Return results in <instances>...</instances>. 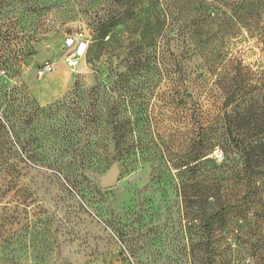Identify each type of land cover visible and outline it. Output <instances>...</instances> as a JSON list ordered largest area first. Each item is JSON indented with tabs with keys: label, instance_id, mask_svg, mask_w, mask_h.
<instances>
[{
	"label": "rangeland",
	"instance_id": "374dc122",
	"mask_svg": "<svg viewBox=\"0 0 264 264\" xmlns=\"http://www.w3.org/2000/svg\"><path fill=\"white\" fill-rule=\"evenodd\" d=\"M0 264H264V0H0Z\"/></svg>",
	"mask_w": 264,
	"mask_h": 264
},
{
	"label": "crops",
	"instance_id": "0c3cea01",
	"mask_svg": "<svg viewBox=\"0 0 264 264\" xmlns=\"http://www.w3.org/2000/svg\"><path fill=\"white\" fill-rule=\"evenodd\" d=\"M73 84V76L64 68L43 76L40 84V99L43 105H48L62 98Z\"/></svg>",
	"mask_w": 264,
	"mask_h": 264
},
{
	"label": "built area",
	"instance_id": "2783aa9c",
	"mask_svg": "<svg viewBox=\"0 0 264 264\" xmlns=\"http://www.w3.org/2000/svg\"><path fill=\"white\" fill-rule=\"evenodd\" d=\"M83 41H76V39L72 36H69L65 40V46L72 48V51L64 58V61L67 63V65L74 69L78 66L80 63V59L85 56L87 48L84 49V51H81V47L83 46ZM58 62L53 60H47L46 63H44L39 69H38V75L44 76L47 75V73H51L56 71L58 67Z\"/></svg>",
	"mask_w": 264,
	"mask_h": 264
},
{
	"label": "trees",
	"instance_id": "16d2710c",
	"mask_svg": "<svg viewBox=\"0 0 264 264\" xmlns=\"http://www.w3.org/2000/svg\"><path fill=\"white\" fill-rule=\"evenodd\" d=\"M160 20V19H159ZM107 33H108V29H104L102 34L103 36L101 38H106L107 36ZM172 49H167V52H171ZM139 63V61H136L135 64ZM178 65V64H177ZM226 103H229V104H235L236 100L238 99L239 95L241 94V91H242V87H237L235 85V77L234 79L227 84L226 86ZM238 106V104H237ZM246 123L242 124V121L240 120H236L235 123H234V128H238L240 130H244L243 127H245ZM241 132V131H240ZM239 132V133H240ZM242 134H244V132H241ZM246 135V134H245ZM246 138V137H245ZM246 140V139H245ZM244 140V141H245ZM201 151H198L197 154L195 155L196 159L195 160H198L200 158V155H201ZM207 194H205V196H207ZM203 196V195H202Z\"/></svg>",
	"mask_w": 264,
	"mask_h": 264
},
{
	"label": "water",
	"instance_id": "95a60500",
	"mask_svg": "<svg viewBox=\"0 0 264 264\" xmlns=\"http://www.w3.org/2000/svg\"><path fill=\"white\" fill-rule=\"evenodd\" d=\"M110 169L111 170H109L101 178V181H100V185L104 189L113 188V186L116 185V182H117V179H118V176H119L120 169H119V166H118V162H114Z\"/></svg>",
	"mask_w": 264,
	"mask_h": 264
},
{
	"label": "bare ground",
	"instance_id": "6f19581e",
	"mask_svg": "<svg viewBox=\"0 0 264 264\" xmlns=\"http://www.w3.org/2000/svg\"><path fill=\"white\" fill-rule=\"evenodd\" d=\"M85 48H87V45L84 43L83 46L81 47V51H84Z\"/></svg>",
	"mask_w": 264,
	"mask_h": 264
}]
</instances>
